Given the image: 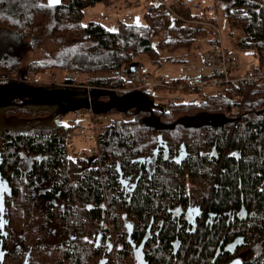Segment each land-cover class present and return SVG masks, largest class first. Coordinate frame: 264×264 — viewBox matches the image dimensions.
<instances>
[{
    "label": "trees",
    "instance_id": "obj_1",
    "mask_svg": "<svg viewBox=\"0 0 264 264\" xmlns=\"http://www.w3.org/2000/svg\"><path fill=\"white\" fill-rule=\"evenodd\" d=\"M122 2L60 0L47 8L41 0H0L2 264H140L138 252L143 264H264V86L197 90L203 100L171 102L167 111L146 99L150 90H124L136 57L157 68L162 54L192 57L204 52L199 43L210 31L193 23L205 14L195 0L175 7L180 19L164 24L151 15L159 3L142 25L109 32L83 21L86 8ZM216 2L227 34L264 69V0ZM48 12L52 34L77 43L27 62ZM53 70L66 82L80 72L83 83L120 89L94 95L96 118L123 119L99 127L91 161L68 156V129L55 121L83 109L86 93L36 79ZM182 145L188 156L180 163ZM188 207L199 211L191 229L175 217ZM51 228L62 239L54 245Z\"/></svg>",
    "mask_w": 264,
    "mask_h": 264
},
{
    "label": "rangeland",
    "instance_id": "obj_2",
    "mask_svg": "<svg viewBox=\"0 0 264 264\" xmlns=\"http://www.w3.org/2000/svg\"><path fill=\"white\" fill-rule=\"evenodd\" d=\"M42 3L50 8L58 3H52V0H41ZM60 1V0H59ZM157 5V2L154 0L140 1V0H128L127 2H122L117 7H107L104 4H97L93 7L86 8L83 11V21L88 23L90 21L100 23L105 26L110 31H116L121 23L132 24V25H142L145 23V11L148 10L149 6ZM152 14V12H151ZM219 19L222 29L225 33H228L227 21L224 16L223 9H219ZM42 27L38 29L36 33V38L34 41V51L30 53L26 59V61L36 60L39 62H45L50 58H53L57 52L63 49L66 46H73L77 42L66 41L62 38H59L52 34V15L50 12L44 15L43 17ZM50 25V26H49ZM58 41V42H57ZM83 42V41H81ZM236 41L231 39L230 42L227 43L229 49H231L234 57V61H240L243 63H251L249 66H243L241 71H246L252 67L257 68L258 64L251 55L250 52L245 50H240L236 46ZM199 45L203 48L202 50H207V44L205 42H200ZM61 47V48H60ZM176 58L184 57L186 62L190 60V56H186L181 53H170L167 55L162 54V65L157 68V65L153 64L148 56L140 55L136 57L134 64L142 70L144 73H151L156 75L157 77L162 76L167 79L173 77L166 74L167 69H169V65L175 64L173 66L175 69H179V65H185V63H172L167 61L168 58ZM207 64V63H206ZM56 76V80L54 82L60 83L63 81V73L57 70L47 71L36 77V79L40 82L49 83L51 75ZM105 76V75H104ZM83 80V79H82ZM219 89L215 87H207L205 88V95H210L218 92ZM205 97L198 94V91H184V90H168V89H153L147 92L146 99L151 102L157 104L162 111L168 110L169 103H191V102H199L203 100ZM74 112H68L62 115L59 114L56 116L55 121L59 124H63L65 129H68L66 135L68 136L69 143L67 144V154L71 159H86L91 161L93 159V154L97 150L96 136L98 134V129L100 126H106L112 123L113 121L122 120V115L111 114L106 117H102L99 122L94 123L93 119L90 116H85L81 119L74 118ZM95 124V125H94ZM0 181V190L3 199H6V193L4 192V184H1ZM0 219L5 221L3 214H0ZM4 226L0 229V233L3 234ZM1 239V238H0ZM60 233L56 228H51L49 231V235L47 237V242L51 245L57 244L61 241ZM0 264H2L3 260V252L1 250L0 243ZM137 260L140 264L144 263V253L138 252L136 254Z\"/></svg>",
    "mask_w": 264,
    "mask_h": 264
},
{
    "label": "built area",
    "instance_id": "obj_3",
    "mask_svg": "<svg viewBox=\"0 0 264 264\" xmlns=\"http://www.w3.org/2000/svg\"><path fill=\"white\" fill-rule=\"evenodd\" d=\"M147 1V0H140ZM161 6L160 10L152 11V17L160 24H164L169 18H179L175 7L186 0H154ZM194 7L197 11H202L203 17L200 20L193 21L198 26H203L210 31L209 41L207 43L208 62L206 73L185 71L178 78L167 79L165 77H157L151 73H144L138 66H132L124 81V90H153V89H168V90H184L195 91L202 90L205 92L207 87H215L220 90L225 87H233L238 85L247 86H264V69L250 68L242 73L236 72V67L233 63V56L230 52L228 42L231 41V36L225 33L222 29L219 19L218 4L216 0H195ZM207 15V16H206ZM83 79V80H82ZM56 80L53 74L50 76L49 83ZM86 77L80 72L72 75L70 82L62 81L58 85L62 87L82 89L86 93V101L83 109L74 112L75 119H81L85 116H90L93 122H99L102 117H95L94 114V95L101 91L118 92L120 89H110L102 83H83ZM95 125V124H94Z\"/></svg>",
    "mask_w": 264,
    "mask_h": 264
},
{
    "label": "crops",
    "instance_id": "obj_4",
    "mask_svg": "<svg viewBox=\"0 0 264 264\" xmlns=\"http://www.w3.org/2000/svg\"><path fill=\"white\" fill-rule=\"evenodd\" d=\"M240 50H242V49H240ZM230 52H231L232 56H234L231 49H230ZM233 63H234V66L236 67V72H240V73L243 72V71H241L242 65L243 66L251 65V63H243L240 61H238V62L234 61V57H233ZM208 65H209L208 52H207V50H205L204 52H200L199 54L190 57V60L188 62H186L185 65H182V64L179 65V67H180L179 69H177V68L175 69L173 67V66H176L175 64L169 65L170 67H169V69H167L166 74H168L169 76H173L170 78V79H173V78L180 77L183 74V72H185V71L206 73L207 72L206 66H208ZM203 93H205V92H203Z\"/></svg>",
    "mask_w": 264,
    "mask_h": 264
},
{
    "label": "flooded vegetation",
    "instance_id": "obj_5",
    "mask_svg": "<svg viewBox=\"0 0 264 264\" xmlns=\"http://www.w3.org/2000/svg\"><path fill=\"white\" fill-rule=\"evenodd\" d=\"M0 181L2 182L1 184L4 186V192L8 195V189H7V186L5 185V183L1 180L0 178ZM1 190H0V194H1ZM7 195H6V199L4 200L3 199V206H4V212L2 213L3 216H4V219H5V222H6V201H7ZM176 213L178 214H175V217L178 218L179 221H181L182 219H185L187 220L189 223H188V228L191 229L192 225H194L199 217V211L196 210L195 208L193 209L192 207L191 208H185V209H182V208H179V211ZM6 223L4 224V230H3V234L0 233V243H1V250H2V245H3V241H4V237L6 236ZM3 252V251H2ZM3 260H4V252H3ZM3 260H2V263H3Z\"/></svg>",
    "mask_w": 264,
    "mask_h": 264
},
{
    "label": "water",
    "instance_id": "obj_6",
    "mask_svg": "<svg viewBox=\"0 0 264 264\" xmlns=\"http://www.w3.org/2000/svg\"><path fill=\"white\" fill-rule=\"evenodd\" d=\"M187 156H188L187 155V151H186L184 145H182L181 148H180V152L178 154L179 162L180 163L183 162L187 158ZM228 264H242V262L240 260H238V259H234Z\"/></svg>",
    "mask_w": 264,
    "mask_h": 264
},
{
    "label": "snow or ice",
    "instance_id": "obj_7",
    "mask_svg": "<svg viewBox=\"0 0 264 264\" xmlns=\"http://www.w3.org/2000/svg\"><path fill=\"white\" fill-rule=\"evenodd\" d=\"M59 2V0H52V3H58ZM4 212V206H3V196H2V194H0V214H2ZM6 222L5 221H3L2 219H0V229H2L3 228V226H4V224H5ZM0 255H2V254H0Z\"/></svg>",
    "mask_w": 264,
    "mask_h": 264
},
{
    "label": "bare ground",
    "instance_id": "obj_8",
    "mask_svg": "<svg viewBox=\"0 0 264 264\" xmlns=\"http://www.w3.org/2000/svg\"><path fill=\"white\" fill-rule=\"evenodd\" d=\"M113 31H114V30H113ZM109 32H111V31H109ZM74 39H75V38H74ZM90 39H91V38H90ZM71 40H72V39H71ZM75 40H76V39H75ZM88 40H89V39H88ZM88 40H87V41H88ZM91 40H92V39H91ZM57 42H58V41H57ZM89 45H90V44H89ZM78 47H79V46H78ZM60 48H61V47H60ZM62 50H63V49H62ZM58 54H59V53H58ZM69 55H70V54H69Z\"/></svg>",
    "mask_w": 264,
    "mask_h": 264
}]
</instances>
